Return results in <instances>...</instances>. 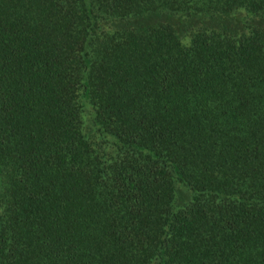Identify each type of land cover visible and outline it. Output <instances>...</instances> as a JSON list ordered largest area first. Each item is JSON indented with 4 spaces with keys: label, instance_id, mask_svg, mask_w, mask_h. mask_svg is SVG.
<instances>
[{
    "label": "trees",
    "instance_id": "trees-1",
    "mask_svg": "<svg viewBox=\"0 0 264 264\" xmlns=\"http://www.w3.org/2000/svg\"><path fill=\"white\" fill-rule=\"evenodd\" d=\"M0 264H264V0H0Z\"/></svg>",
    "mask_w": 264,
    "mask_h": 264
}]
</instances>
